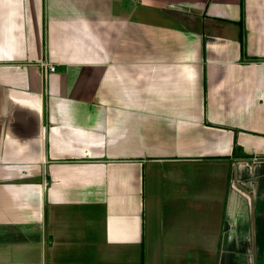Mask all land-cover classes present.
<instances>
[{
    "label": "crops",
    "instance_id": "crops-1",
    "mask_svg": "<svg viewBox=\"0 0 264 264\" xmlns=\"http://www.w3.org/2000/svg\"><path fill=\"white\" fill-rule=\"evenodd\" d=\"M0 264H264V0H0Z\"/></svg>",
    "mask_w": 264,
    "mask_h": 264
},
{
    "label": "built area",
    "instance_id": "built-area-1",
    "mask_svg": "<svg viewBox=\"0 0 264 264\" xmlns=\"http://www.w3.org/2000/svg\"><path fill=\"white\" fill-rule=\"evenodd\" d=\"M43 67L45 68L46 71L52 72L55 70V64L53 63H44Z\"/></svg>",
    "mask_w": 264,
    "mask_h": 264
}]
</instances>
